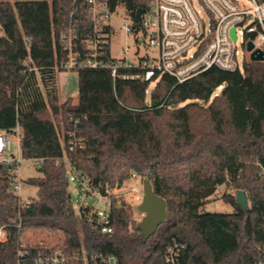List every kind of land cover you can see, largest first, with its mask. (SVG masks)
Here are the masks:
<instances>
[{
  "label": "trees",
  "instance_id": "16d2710c",
  "mask_svg": "<svg viewBox=\"0 0 264 264\" xmlns=\"http://www.w3.org/2000/svg\"><path fill=\"white\" fill-rule=\"evenodd\" d=\"M150 1L107 3L134 18ZM69 18L79 34L88 28L84 0H0V130L18 126L21 155L41 159L39 175L25 179L37 187L26 206L0 164V264H36L55 248L70 256L82 246L112 253L118 264H163L175 243L178 264L264 263V61L244 62L241 71L211 67L179 83L163 74L148 100L149 81L81 68L77 102H59L54 53ZM68 131L80 145L68 148ZM64 156L102 193L133 172L148 176L165 199L166 219L142 241L131 206L111 196L112 231L100 232L74 212ZM220 185L244 190L249 209L225 193L231 212L204 211ZM24 228L63 236L54 245H23Z\"/></svg>",
  "mask_w": 264,
  "mask_h": 264
},
{
  "label": "built area",
  "instance_id": "2783aa9c",
  "mask_svg": "<svg viewBox=\"0 0 264 264\" xmlns=\"http://www.w3.org/2000/svg\"><path fill=\"white\" fill-rule=\"evenodd\" d=\"M207 14V20L193 7V0H151L149 7L141 13L137 25L123 23L124 29H141L144 38L139 45L146 48L137 66L129 62L117 61L110 54L107 57L105 47L109 48L111 27L107 20L116 12L108 7L107 0H84L86 4V22L88 28L79 34L76 21L69 18L58 34L59 48H55V71L81 68L108 69L113 80L141 79L156 82L163 74L172 76L178 83L183 82L211 67L222 70H242L243 63L250 60L254 49L264 51V0H197ZM234 28L235 38L230 30ZM244 48L246 55L239 57L236 43ZM249 45L251 47H249ZM136 69V71H131ZM221 85L218 86L220 88ZM69 135L68 148L81 144L73 131ZM15 137V141L12 140ZM29 160L35 166L40 158H24L20 152V129L15 126L11 131L0 130V164L12 173V189L19 198L20 206H26L30 198L20 195L19 166L22 160ZM66 175L74 188V212L79 218L86 217L102 233H110L111 196H118L115 190L125 188L133 200L140 202L142 189L137 185L122 183L102 193L88 178L74 169L71 162L63 157ZM143 176L131 173V179ZM126 183V182H125ZM100 200L104 207H98ZM1 232H4L0 228ZM5 233H3V239ZM1 239V238H0ZM182 245L173 244L168 248L163 264H178L176 256ZM24 255L23 250L18 256ZM81 262H78V261ZM36 264H118L112 253H87L84 246L70 256L61 248H55L44 257L35 259ZM257 264H264L257 262Z\"/></svg>",
  "mask_w": 264,
  "mask_h": 264
},
{
  "label": "rangeland",
  "instance_id": "374dc122",
  "mask_svg": "<svg viewBox=\"0 0 264 264\" xmlns=\"http://www.w3.org/2000/svg\"><path fill=\"white\" fill-rule=\"evenodd\" d=\"M193 7L198 9L201 16L204 20H207L208 16L205 13L203 6L197 0H193ZM109 26L111 27V31L109 34V50L110 54L117 61L121 62H129L134 66H137L140 62V58L146 53V48L139 45V41L144 38L143 31L141 29L136 31L127 32L123 23L126 22L128 24L131 23V17L126 14L122 7H118L116 12L112 13L108 20ZM237 48L239 50V57L244 58L246 55L244 48L240 45V40L236 43ZM56 81L58 88V101L63 102L65 99H69L71 104H75L77 102V74L75 70H60L56 72ZM155 82L150 81L147 90H146V99L148 100V93L150 89L153 87ZM220 88H217L215 93L219 92ZM210 101V100H209ZM204 106L208 104L207 102H201ZM64 130L60 132L61 141L63 139ZM12 140L15 141V137L12 136ZM39 172L37 171L36 166L29 160L25 159L20 162L19 166V178L20 181V195L22 198H35L37 187L35 185L27 184L25 179L31 176H37ZM146 176V175H145ZM143 176V177H145ZM128 180V179H127ZM124 181V185L129 183V185H137L139 189H142V179L137 177L135 179H131L129 182ZM126 182V183H125ZM122 185V184H121ZM264 185V184H263ZM120 186V185H119ZM116 187V185L114 186ZM113 187V188H114ZM115 193L120 199H123L127 204L131 206L132 211V219L135 220V224H137L141 217L142 213L138 211L137 205L139 201L133 200L131 194L125 189L115 190ZM236 189L227 187L225 185H220L217 190L207 199V202L203 206L204 211L208 212H231L233 210V206L224 201L222 195L225 193L232 194L235 197ZM69 194L72 203L75 204V196H74V188L72 184L69 183ZM98 207L103 208L104 203L100 200L98 202ZM249 205V200H248ZM3 233L1 232L0 240H3ZM63 234L58 233L57 235H53L52 233L46 230H38L31 228H24L20 239L22 240L23 245H54L56 243V239L61 237Z\"/></svg>",
  "mask_w": 264,
  "mask_h": 264
},
{
  "label": "water",
  "instance_id": "95a60500",
  "mask_svg": "<svg viewBox=\"0 0 264 264\" xmlns=\"http://www.w3.org/2000/svg\"><path fill=\"white\" fill-rule=\"evenodd\" d=\"M143 8H137L134 15V21L132 27L137 25ZM230 33L235 38L234 28H231ZM249 47H251L249 45ZM251 61H264V51L260 49H254L250 53ZM264 187V185H263ZM236 204L243 210H248V200L244 190L237 189L235 191ZM138 211L142 213L140 221L136 224V228L139 230L140 238L145 241L151 236L157 229V227L166 219V202L165 199L157 195L152 188L150 178L145 176L142 178V198L137 205Z\"/></svg>",
  "mask_w": 264,
  "mask_h": 264
}]
</instances>
